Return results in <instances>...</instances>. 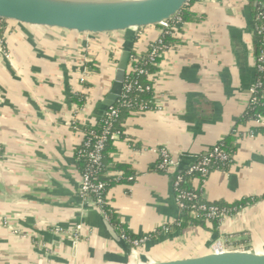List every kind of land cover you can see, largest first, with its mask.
Segmentation results:
<instances>
[{"label":"crops","instance_id":"1","mask_svg":"<svg viewBox=\"0 0 264 264\" xmlns=\"http://www.w3.org/2000/svg\"><path fill=\"white\" fill-rule=\"evenodd\" d=\"M190 12L154 68L163 110L126 115L106 159L105 177L118 180L110 206L133 235L149 238L139 249L144 262L204 256L221 239L264 252V127L245 119L256 79L253 5L199 0ZM4 29L0 264H134L132 245L108 239L82 205L76 150L85 128L105 117L122 53L131 48L146 57L161 30L88 35L13 22ZM75 95L85 97L83 107ZM224 142L233 162L193 186L209 204H250L218 229L207 223L175 230L182 221L178 175ZM163 149L178 163L170 171L157 169ZM77 225L84 232L76 244ZM164 227L171 230L158 233Z\"/></svg>","mask_w":264,"mask_h":264},{"label":"built area","instance_id":"2","mask_svg":"<svg viewBox=\"0 0 264 264\" xmlns=\"http://www.w3.org/2000/svg\"><path fill=\"white\" fill-rule=\"evenodd\" d=\"M253 1L256 5V15L254 19V34L259 40V47H256L255 54V69L256 79L253 87L250 89L249 103L246 109V114L249 110L257 106H264V0H248ZM2 23V22H1ZM185 24L183 20L178 18L173 23L166 25L161 29V35L154 43H152L147 51L146 57L139 53L132 54L129 68L126 75V81L123 88V94L117 101L116 105L112 107L104 118H106V127L101 134L90 132L88 135H84V139L80 145L79 158L85 159L89 163L88 171L82 173L79 196L82 201V205H89L99 210L107 219L108 216L104 211L106 206H110L109 197L106 193V184L100 181L96 172L103 170L104 154L107 145L110 141L118 137V131L115 129V125L120 119V113L122 109H128L132 114H145L150 111H162L163 107L159 104L155 94V74L151 72L150 68H157L160 59H162L165 53L168 51L169 46L165 44V36H176L180 31V27ZM122 52V51H121ZM132 75H139L147 78L148 83H141L130 79ZM150 95L149 99H145ZM144 97V98H143ZM251 122L257 127H264V115H256ZM251 136L254 137V131L251 132ZM219 162L223 166H230L233 162V155L228 154L223 150L222 143L215 146L208 154L202 158L198 163L191 166L188 170V175L198 174L201 177V187L206 184L208 177L210 176L213 162ZM178 166V163L171 158L167 150L163 149L159 153V162L157 169L159 171H170ZM184 178L178 176L175 184L176 202L180 211L184 210L189 202H194L202 197V189H196L199 193L186 192L180 190L181 183ZM200 209L207 212V218L211 220H219L221 223L224 219L230 215L227 210H222L216 206L207 207L201 205ZM83 225H77L74 229L73 240L77 244L84 232ZM169 231V228L164 227L163 232ZM132 245V259L133 263L137 264L141 262L139 249L148 241V237L142 239L128 240ZM228 248H247L244 246H238L229 239H221L215 242L211 247V252H220Z\"/></svg>","mask_w":264,"mask_h":264},{"label":"water","instance_id":"3","mask_svg":"<svg viewBox=\"0 0 264 264\" xmlns=\"http://www.w3.org/2000/svg\"><path fill=\"white\" fill-rule=\"evenodd\" d=\"M191 0H0V22L58 29L78 34L104 35L133 32L136 35L163 29L180 18ZM127 48L119 59L114 84L104 101L105 115L123 94L132 57ZM96 226L115 244L127 241L97 209L85 205ZM137 264H264V252L228 248L220 252L165 262Z\"/></svg>","mask_w":264,"mask_h":264},{"label":"trees","instance_id":"4","mask_svg":"<svg viewBox=\"0 0 264 264\" xmlns=\"http://www.w3.org/2000/svg\"><path fill=\"white\" fill-rule=\"evenodd\" d=\"M196 1L199 0H191V2L189 3L188 6L185 7V9L182 11V15H181V19L183 20V22H188L190 18H192L193 14L190 12V9L193 5V3H195ZM252 5H253V9H254V19H255V15H256V5L253 1H251ZM5 23H1L0 22V37H3L4 32H5ZM164 41L165 44L168 45L169 42L173 41V37L170 36H165L164 37ZM260 43L258 38H256V47H259ZM136 54V52L134 51L133 55ZM147 55V54H146ZM88 67L92 70L95 71V67L92 64H89ZM151 72H154V68L151 67L150 68ZM130 79L136 80V81H140L141 83H148L147 78L143 77V76H139V75H132L130 77ZM151 96L148 95L147 97H145V99H149ZM144 98V97H143ZM73 102L78 105L79 107H83L85 105V97L83 95H75L73 98ZM132 114L130 110L128 109H122L121 113H120V119L118 121V123L115 125V129L116 131L119 130L121 122L123 121V118L126 115ZM258 114H263L264 115V106L260 105L257 106L255 108H253V110H249L247 114H245V119L248 121H251L256 115ZM106 118H104L98 125H96L95 127H87L85 128V135H88L90 132H95L97 134H101L103 129H105L106 127ZM111 143L112 141H110L107 145V148L105 150V154H104V164L105 167L103 170L97 171L96 172V176L97 178L102 181L103 183L106 184V193L107 195H109V191L111 190L112 186L114 184H116L118 182V180L116 178H106L105 177V173H106V159L108 158V153L111 151ZM223 145V150L225 152H227L228 154L232 155L231 149L227 146V143H222ZM82 148H80V146L77 148L76 150V158L80 167V170L82 173L88 171L89 169V163L87 160L79 158V150H81ZM204 158V157H203ZM228 166H223L222 164H220L219 162L215 161L213 162V166L211 168V171L214 170H221V169H226ZM190 168V167H189ZM189 168H187L186 170H184L183 172H181L178 176H182L184 178L183 182L181 183L180 186V190H184L186 192H191V193H199V191L196 190V188H194L193 186V181H199L200 184L201 183V177L198 174H194V175H188V170ZM134 180V177H131ZM201 188V187H200ZM176 192V191H175ZM177 195V192H176ZM109 197V196H108ZM250 204V202H243L240 204H236L234 206H224V205H219V204H209L207 203L202 197H200L198 200L194 201V202H189L186 204V208L184 210L181 211V215H182V221L178 222L174 229L175 230H183L188 226H206L207 223H211L214 226V229H218L219 225L221 224V221L219 220H209L207 218V212L203 211L200 209L201 205H206L207 207L210 206H216L222 210H227L230 214H234L235 212H237L238 210H241L245 207H247ZM104 211L106 212L107 216H108V220L110 221V223L112 224V226H114L115 229L118 230V232L126 237L128 240H135V239H140L139 237H136L135 235H133L129 230L128 227L124 224L121 223V221L118 219V216L115 212V210L111 207V206H106L104 208ZM170 229V227H167ZM164 231V228L159 231L158 233H162Z\"/></svg>","mask_w":264,"mask_h":264},{"label":"rangeland","instance_id":"5","mask_svg":"<svg viewBox=\"0 0 264 264\" xmlns=\"http://www.w3.org/2000/svg\"><path fill=\"white\" fill-rule=\"evenodd\" d=\"M252 4V3H251Z\"/></svg>","mask_w":264,"mask_h":264}]
</instances>
